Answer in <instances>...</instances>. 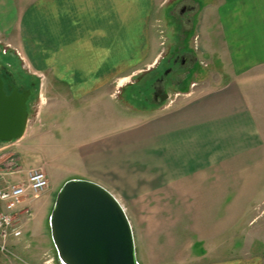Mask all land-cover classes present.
Wrapping results in <instances>:
<instances>
[{
  "label": "crops",
  "instance_id": "0c3cea01",
  "mask_svg": "<svg viewBox=\"0 0 264 264\" xmlns=\"http://www.w3.org/2000/svg\"><path fill=\"white\" fill-rule=\"evenodd\" d=\"M165 1L0 0V42L41 80L20 151L55 184L121 198L138 264H264V0H189L194 57L213 70L198 91L132 107V77L160 58Z\"/></svg>",
  "mask_w": 264,
  "mask_h": 264
},
{
  "label": "rangeland",
  "instance_id": "374dc122",
  "mask_svg": "<svg viewBox=\"0 0 264 264\" xmlns=\"http://www.w3.org/2000/svg\"><path fill=\"white\" fill-rule=\"evenodd\" d=\"M175 1L176 0H166L163 3L160 20H158L157 23H154L156 28L155 30L157 31L155 37L157 38V43L160 48V58L158 64L150 71L144 69L145 71L135 74L132 77L133 79L130 81L132 83L130 84L128 93L132 92V94L130 93L131 95L129 97L132 107H152L150 102V92L152 90V86L156 84V80L160 75H162L164 70L168 68L167 61L173 56V52L179 46H183V50H190L194 51V53L197 52L200 54L201 40L198 33H194L195 24H193L192 30H189L188 28H183V30L180 29L179 25L181 24V21L179 23L177 22L173 11L170 9L171 5ZM10 50L11 49L8 45L5 46L2 42H0V65L5 67L11 73V75L16 78L19 85H26L27 81L31 79L35 81V84H37L35 95L29 100L28 104L30 123H33L34 121L36 122L37 119L35 115L39 105V90L41 80L36 76L32 77L28 75V73L24 71L23 65L18 62ZM14 53L16 56H18L16 52ZM206 64V62L199 63L197 61L193 69V74L188 78L187 82L182 83L180 86H172L169 81H167L169 78H167L164 91L168 95V98H173L175 95H182L187 92L186 90L198 91L201 87H203V84L200 81L206 76L208 70H213L211 68L213 65L210 67L206 66ZM171 73L174 77H177L178 75H182L183 70L177 72L173 71ZM166 102L168 101L166 100L162 104L164 105ZM30 133L31 131L27 137H29ZM29 144L26 143V139H23L22 141L18 140L13 143H9V145H5L6 147H0V154L8 153L9 156H11L9 159H7V161H5L7 162L5 164L6 168L13 169L11 168V164H14L15 166V164L17 165L20 163L19 165L21 173L17 176H14L15 180H20L28 168L36 165L33 162V157L21 153L20 151L22 148H24V145L28 147ZM36 167L43 169L41 166ZM49 168H46L45 170L43 169L44 172H47L49 176L50 182L48 181V189L42 195L32 199L29 203L30 216L26 217V219L23 221L21 228L22 235L18 240L12 241L7 246V252L0 253V264H62L58 259L56 250L51 240L49 216L52 211L56 195L64 182L61 185L57 183L55 184L56 174L51 171V167ZM118 201L119 203L123 202V200L119 197ZM163 216L164 217L161 216L160 218L161 223L164 224V227L166 225H179L181 223H183L185 226L187 223H189L188 220H190V215H184L182 217V219L184 218L182 222L180 221V218L169 222V216ZM133 228L134 232H132V234L135 259L141 263L146 247L143 244L142 237L139 236V232H136L135 227ZM188 234L191 233L179 230L174 232V235L177 237L180 243L185 242L188 238H191V236L189 237ZM146 236L147 234L145 237ZM146 239V245H148V240L150 237L147 236ZM164 240L165 238H161L159 241L164 242Z\"/></svg>",
  "mask_w": 264,
  "mask_h": 264
},
{
  "label": "water",
  "instance_id": "95a60500",
  "mask_svg": "<svg viewBox=\"0 0 264 264\" xmlns=\"http://www.w3.org/2000/svg\"><path fill=\"white\" fill-rule=\"evenodd\" d=\"M0 77V143L26 131L31 90ZM50 236L62 264H138L133 234L118 200L97 183L71 179L59 189L49 216Z\"/></svg>",
  "mask_w": 264,
  "mask_h": 264
},
{
  "label": "built area",
  "instance_id": "2783aa9c",
  "mask_svg": "<svg viewBox=\"0 0 264 264\" xmlns=\"http://www.w3.org/2000/svg\"><path fill=\"white\" fill-rule=\"evenodd\" d=\"M8 153L0 154V253L7 252L8 245L22 235V224L30 216L29 203L48 189V179L42 168H29L20 180L19 164L6 168ZM10 167V166H9Z\"/></svg>",
  "mask_w": 264,
  "mask_h": 264
},
{
  "label": "flooded vegetation",
  "instance_id": "af4514ba",
  "mask_svg": "<svg viewBox=\"0 0 264 264\" xmlns=\"http://www.w3.org/2000/svg\"><path fill=\"white\" fill-rule=\"evenodd\" d=\"M173 13L174 17L179 23L180 21V29L188 28L192 30L193 28V6L189 3V0H176L173 2L170 8ZM180 30V32H181ZM180 34V33H179ZM183 46H179L174 52L173 56L169 58L167 61L168 68L164 70L162 75L156 80V84L152 86L151 90V100L150 102L156 103H163L168 100V95L164 91L166 82L174 86H180L182 83L187 82L188 78L193 74V69L197 60L195 59L193 51H186L183 50ZM183 70L182 75H178L177 77L173 76L171 72H177ZM5 75L7 77V82H15V86L18 88L19 91L23 89H30L31 90V98L35 95V89L37 84H35L34 80H28L26 85H19L18 81L15 77L11 75V73L2 65H0V77ZM169 78L167 81L166 79Z\"/></svg>",
  "mask_w": 264,
  "mask_h": 264
},
{
  "label": "trees",
  "instance_id": "16d2710c",
  "mask_svg": "<svg viewBox=\"0 0 264 264\" xmlns=\"http://www.w3.org/2000/svg\"><path fill=\"white\" fill-rule=\"evenodd\" d=\"M0 144H3V143H0Z\"/></svg>",
  "mask_w": 264,
  "mask_h": 264
}]
</instances>
